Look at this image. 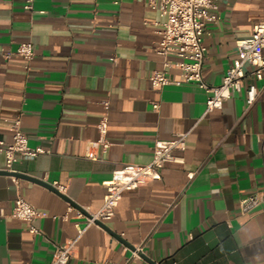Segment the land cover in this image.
Here are the masks:
<instances>
[{"label": "crops", "instance_id": "1", "mask_svg": "<svg viewBox=\"0 0 264 264\" xmlns=\"http://www.w3.org/2000/svg\"><path fill=\"white\" fill-rule=\"evenodd\" d=\"M26 3L0 0V140H12L9 119L19 115L29 145L47 152L18 159L13 171L0 153L7 171L0 172V264H47L55 243L76 236L74 211L63 218L68 202L96 211L115 169L148 163L156 138L180 132L184 161L125 190L106 226L79 236L67 264H264V211L239 206L264 191V75L245 78L258 89L249 107L244 91H232L222 108L207 110V93L194 82L151 86L154 69L173 80L180 74L156 52L164 17L147 0ZM209 12L217 18L202 33V74L215 85L236 56L235 40L264 19V0H214ZM23 41L33 45L29 61L12 53ZM103 99L106 148L92 143ZM18 195L39 211L38 232L10 215Z\"/></svg>", "mask_w": 264, "mask_h": 264}, {"label": "built area", "instance_id": "2", "mask_svg": "<svg viewBox=\"0 0 264 264\" xmlns=\"http://www.w3.org/2000/svg\"><path fill=\"white\" fill-rule=\"evenodd\" d=\"M31 2L32 0H27L25 6L31 8ZM147 4L157 9L164 17L156 30L159 34L156 52L163 57L164 67H175L180 74V80H173L165 68L154 69L149 75L153 88H161L172 82L176 84L182 81L194 82L207 93V110L222 108L232 91H244L247 107L255 101L258 89L253 83L245 84V78L254 76L261 79L264 75V19L253 24L250 36L235 40L236 56L224 72L220 83L213 85L207 83L202 74L206 50L202 33L206 23L217 18L215 14L209 12V9L214 6V0H147ZM12 53L29 61L34 56L33 45L30 41L20 42ZM171 56L174 59H170ZM102 104L106 111L97 123L98 139L92 143L106 148L110 143L107 139L108 99H103ZM157 106L156 102L152 104L153 108ZM9 125L12 128V140L9 142L0 140V153L4 154L6 170L13 171L14 163L18 159H32L40 153L47 152V149L42 146L29 145L28 135L21 127L19 115L9 119ZM186 135L187 133L180 132L167 139L156 138L152 147V158L148 163H125L115 169L104 181L103 202L96 211H90L87 207L76 209L71 202H68L63 218L68 219L69 212L74 211L71 217L75 219L76 236L64 242L55 243L51 259L47 264H67L79 236L90 225H100L99 222L105 223L109 220L125 190L138 188L147 181L158 178L160 169L167 162H183ZM193 174L194 171L187 172L189 178ZM13 180L16 181V178L13 177ZM53 186L65 194V185L54 182ZM239 206L242 211H248L254 207L264 211V191L242 197ZM39 214L34 205L19 195L15 198L10 213L12 217L22 220L31 233L38 232L34 221ZM139 250H134L133 255H136ZM128 260L129 258L126 262ZM103 264L114 263L104 261Z\"/></svg>", "mask_w": 264, "mask_h": 264}, {"label": "water", "instance_id": "3", "mask_svg": "<svg viewBox=\"0 0 264 264\" xmlns=\"http://www.w3.org/2000/svg\"><path fill=\"white\" fill-rule=\"evenodd\" d=\"M0 172L6 173L7 171L0 170ZM12 174H14V175H16V176H20V177H28L27 175L22 174V173H15V172H12ZM29 178H31V177H29ZM33 179L36 180V181H38V182H40V183H42V184H44V185H47L48 187H50V188H52V189H54L53 187H51L50 185H48L47 183H45V182H43V181H41V180H39V179H36V178H33ZM68 200H69V199H68ZM70 202H71V201H70ZM99 224H100L101 226H106L105 223H102V222H99ZM149 263H150V264H157V263H155L154 261H152L151 259H149Z\"/></svg>", "mask_w": 264, "mask_h": 264}]
</instances>
